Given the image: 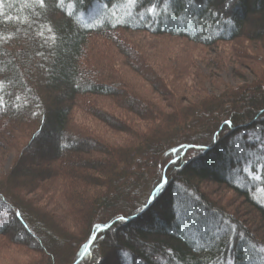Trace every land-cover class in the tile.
<instances>
[{
    "label": "trees",
    "instance_id": "1",
    "mask_svg": "<svg viewBox=\"0 0 264 264\" xmlns=\"http://www.w3.org/2000/svg\"><path fill=\"white\" fill-rule=\"evenodd\" d=\"M127 33L236 46L229 59L262 70L209 95L193 68L204 58L187 54V75L156 73L159 51ZM253 45L264 53V0H0V254L22 249L37 256L28 264H264V59L245 55ZM114 59L153 97L128 92ZM105 100L111 109L96 105ZM92 122L126 140L98 137ZM205 185L236 195L255 227Z\"/></svg>",
    "mask_w": 264,
    "mask_h": 264
},
{
    "label": "rangeland",
    "instance_id": "2",
    "mask_svg": "<svg viewBox=\"0 0 264 264\" xmlns=\"http://www.w3.org/2000/svg\"><path fill=\"white\" fill-rule=\"evenodd\" d=\"M120 38H126L127 40L136 41L140 43H145L147 46L153 47L157 52L159 51V54L157 55V59H159L161 64L153 65L154 71L156 73L164 71H171L174 70L178 73H184L186 74L190 67H187V62H185L186 55H190L192 58L200 57L204 58L205 61H200L198 59L193 60V68L195 67L196 73L199 76V81L202 82V87L204 90L209 94L212 95L217 94V91L222 89L220 87L223 86H230L232 88L238 87L243 82H251L253 80V76L251 73V69L260 71L262 70V63L259 62H252L249 63L247 60L242 61V63L239 64V59H229L230 56H233L238 53L239 47L232 45H220L219 47H212L211 49L205 50L203 48H200L198 46L192 45L187 43L184 40L179 39H172V38H157V37H151L149 35L141 34V33H127L124 36L120 34ZM239 45H243V42L239 43ZM244 44L243 46H245ZM246 47V46H245ZM256 47V48H254ZM258 47V48H257ZM149 48V47H148ZM259 49V50H258ZM250 53L246 52V56L249 57H255L256 61H261L260 59H264V53L262 49L260 50V47L258 45H253L249 47ZM231 52V55L229 53ZM229 60L232 61L229 63ZM119 61V62H118ZM170 61V62H169ZM172 61V63H171ZM174 61V62H173ZM113 67H112V74L116 75H122L124 83H127V91L128 92H134L136 95L137 92L141 95L147 96L149 98L153 97V93L151 89L143 83L142 79L137 78L135 76L136 74L134 71L126 65L122 64L120 60L114 59ZM156 68V69H155ZM163 70V71H161ZM186 72V73H185ZM192 72V71H191ZM187 75V74H186ZM117 76V77H118ZM158 76V75H157ZM167 76V77H166ZM169 73H166L164 76L161 75V79L169 78ZM175 78V85H181L188 84L189 90H191V83L190 80L184 81H178ZM182 79V78H180ZM183 80V79H182ZM216 86H219L220 88L215 89ZM131 90V91H130ZM205 92V93H206ZM206 93V94H207ZM207 94V95H208ZM155 97V96H154ZM193 98V97H192ZM191 97L188 99H192ZM97 102V100H96ZM96 105H99V107L103 108L104 110H109L112 108L111 103L109 101H99ZM122 119L123 116L126 115L123 113L116 112ZM127 119L130 117L128 115ZM132 122H134V125L137 126L139 131H141V127H144V124L141 122H138L137 119H134L132 116L130 117ZM90 126H93V131H95V134L98 137H106L111 143H123L126 138H124L123 135H116L110 132L108 129H105L101 125H97L95 122H92L89 124ZM71 157L73 155H70ZM7 166V165H6ZM1 170V169H0ZM147 184V183H146ZM209 198H213L215 201H218L220 204L223 205V208L227 211H235L238 212L239 217L244 218V220L247 222V224L252 227H255L251 220H250V212L248 210L244 211L243 208H241L242 202L236 195H234L230 191H224L221 187L216 186H210L205 185L204 188H202ZM35 195V194H34ZM42 194H37V196H41ZM257 197L260 201V203L264 206V186L257 189ZM35 198V196H34ZM34 198H30V200L38 201V199L34 200ZM34 202V203H35ZM37 206L41 207L44 203L41 201L36 202ZM55 204V203H53ZM57 206V204H55ZM44 207V206H43ZM49 208V207H48ZM53 211V209H50ZM66 210V207L64 206L61 211L56 210L55 212H58L60 215L63 213V211ZM246 216H243L245 215ZM234 215V214H233ZM250 223V224H249ZM251 227V226H250ZM253 229V228H252ZM22 250V249H21ZM19 250H12L8 251V253H1L0 254V264H28V262H31L33 260H36L37 256L31 254L30 256H26V254H23L22 251ZM31 264V263H30Z\"/></svg>",
    "mask_w": 264,
    "mask_h": 264
},
{
    "label": "snow or ice",
    "instance_id": "3",
    "mask_svg": "<svg viewBox=\"0 0 264 264\" xmlns=\"http://www.w3.org/2000/svg\"><path fill=\"white\" fill-rule=\"evenodd\" d=\"M43 3V0H41V4ZM225 123L227 124V123H229L228 121H225ZM175 151V150H174ZM176 155H179V152L178 151H176ZM258 178V177H257ZM148 204H150L151 203V201H148L147 202ZM17 215H19V214H17ZM119 220L120 221H124L125 220V217L124 216H120L119 217ZM110 226H108V225H97V228H98V230L99 231H104V230H106L107 228H109Z\"/></svg>",
    "mask_w": 264,
    "mask_h": 264
}]
</instances>
